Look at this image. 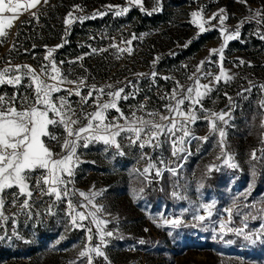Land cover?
Wrapping results in <instances>:
<instances>
[{
  "label": "rangeland",
  "instance_id": "374dc122",
  "mask_svg": "<svg viewBox=\"0 0 264 264\" xmlns=\"http://www.w3.org/2000/svg\"><path fill=\"white\" fill-rule=\"evenodd\" d=\"M20 2L24 4L27 0ZM77 5L79 9L74 7ZM155 6L156 0H142L140 6L130 5L129 0H49L36 9L21 10L18 19L6 28L7 36L0 38V71L9 66L29 65L39 74L41 66L49 63L45 60L48 50L63 44L53 52V58L69 80L86 77L88 85L99 88L111 84L114 89L124 87L125 93L134 90L132 86L126 87L127 81H132L139 91L134 97L120 100L118 105L125 117L130 118L133 111L145 120L150 119L148 112L169 116L165 108L169 100L161 97L171 94L175 81L185 88L192 85L193 81L188 77L196 72L202 60L205 61L202 71L210 70L217 75L221 72L219 57L210 55V50L223 45V36L214 27L200 33L198 26L192 23L191 13L203 9V21L208 29L218 25V20L207 23L208 17L224 8L228 16L224 26L229 31L249 18L240 27V37L229 41L224 49L222 68L232 79L227 82L222 79L215 84L213 91L202 101L203 109L197 108L201 118L191 126V131L198 137L208 136L207 142L193 140L191 155L186 160L173 157L168 143L159 149H140L128 146L121 137L118 140L125 153L122 156L116 154L115 148L105 150L102 143L90 144L88 148L78 150L82 162L75 172L74 188L85 193L102 191L93 203L104 206V212L98 215L111 221L105 230L116 234L103 249L110 264H264V237L253 245L228 232L227 228L220 231L223 223L231 228L244 227L245 215H258V209L264 207L261 203L264 202V158L251 159L253 150L260 157V150L264 149V87H261L264 85V40L257 34H264V21L250 19L255 11L264 12V0H247V4L240 0H162V11L148 15ZM124 7L129 8L124 16L114 15ZM70 11L74 17H91L98 11L107 14L66 26L64 21ZM31 12H36L39 19L33 18ZM133 34L136 39L132 38ZM128 40L131 44L125 43ZM13 45L16 46L14 49ZM110 45L132 51L118 52L117 47ZM92 49L98 51L93 53ZM80 57L82 59L78 60ZM157 57L159 59L153 65ZM241 59L246 63L241 65ZM60 61L64 63L61 65ZM153 71L157 73L155 79L151 77ZM138 73L146 75L138 77ZM165 76L171 79H163ZM41 78L47 80L46 76ZM27 83L25 78L22 85ZM200 83L206 84L208 80L201 78ZM62 87L74 86L65 84ZM19 91L26 94L29 101L33 100L31 89L22 86ZM87 91L88 88H82L81 94L86 95ZM13 92L11 85L0 86V93L11 96ZM57 96H67V93H54L53 99ZM69 99L79 113L80 98L72 95ZM108 99L106 95L101 96L100 102ZM141 104L145 107L141 108ZM230 107L232 119L224 128L227 133L225 145L239 164L238 169L224 166L217 160L221 153L219 138L211 134L204 118L208 111L220 113ZM17 108H20L19 104ZM181 108L187 111L188 102ZM83 110L94 112L93 100L90 99ZM118 116L114 109L107 113L108 120ZM156 122H161L159 116ZM86 123L81 119L76 127ZM49 131H54L63 141L65 133L61 127L49 126ZM43 139L54 153L61 152L59 142L47 137ZM145 154L148 158H143ZM161 160L164 163H160ZM150 162L163 170L161 176L155 175V169H150L147 177L140 175ZM213 164L220 166L219 171L208 173V166ZM169 168H176L177 173L173 175L167 170ZM250 185L254 190L245 199L240 194L249 190ZM173 192L179 197H174ZM135 193H139V198ZM83 200L78 194L73 197L78 209ZM50 203L49 197L36 199L31 219L23 214L16 216L15 223L11 219L3 223L0 233L7 231L12 235L15 228L23 239L12 236L10 240L0 241V264H72L74 261L85 264L77 258L88 243L86 231L70 226L66 202L53 208L55 215H48L45 209ZM204 204H214L211 216L202 208ZM226 209H232L231 215ZM18 211V204L5 206V215L12 216ZM196 215H204L206 219L196 221L193 219ZM158 217L179 218L182 223L177 228L171 225L158 227L161 222ZM262 224L264 219L249 218L245 231H259ZM90 226L93 228L91 245H95L98 243L96 228L94 224ZM140 239L146 243L139 244ZM18 251L20 253L16 255ZM93 264L106 262L102 257L94 256Z\"/></svg>",
  "mask_w": 264,
  "mask_h": 264
},
{
  "label": "snow or ice",
  "instance_id": "6c2138e0",
  "mask_svg": "<svg viewBox=\"0 0 264 264\" xmlns=\"http://www.w3.org/2000/svg\"><path fill=\"white\" fill-rule=\"evenodd\" d=\"M247 4V0H240ZM49 3V0H27L22 4L20 0H0V38L7 36L6 28H10L13 22L18 19L21 14V10L27 12L31 9H36L41 4ZM129 4L132 6L142 5V0H129ZM79 9V5L74 6ZM109 9L112 6H108ZM141 10L143 8L141 7ZM129 11V8L124 7L118 11H115V16H124ZM162 11V0H156V6L152 11L147 12L148 15H152L154 12ZM251 11V9H250ZM203 9L199 11H193L191 16L193 17L192 23L197 25L200 33H205L211 28L218 30L223 36V45L219 48H213L210 50V55L215 54L219 57L221 63L220 74H214L210 70L202 71L205 61H200L196 67V72L188 77L193 81V84L185 88L179 81H175V87L172 89L170 95L161 97L162 99L169 100V103L165 105V108L169 112V116H160L158 112H148L147 115L150 119L145 120L143 117H137L135 111L132 112L131 117H125L124 113L118 107L120 100H127L134 97L139 89H135L132 85V81H127L126 87L132 86L134 90L132 92L125 93V88L120 87L114 89L111 84L97 87L96 85H88L86 77H78L76 80H69L60 69L57 67L55 59L53 58V52L63 44L57 45L54 48L48 50L45 60H48L47 65H42L40 73L38 74L35 69L29 65H15L6 67L0 71V86L11 85L14 88V92L11 96L6 93H0V228L3 223L8 220L16 222L15 218L20 213H23L28 219H31L34 212V204L36 199H43L44 197L51 198V203L48 204L45 212L48 215H55L53 208L57 207L60 202H66V215L69 220V224L73 229H83L86 231V240L88 243L78 253V260L85 262V264H93V257H102L106 264H110L108 257L103 249H105L110 243V238L116 234L111 230H105V226L111 223L108 219H101L100 213L104 212L103 205L94 204V200L97 196L102 195L101 192L79 191L74 188V179L76 169L82 162L78 150L80 148H88L90 144L102 143L105 145V150L109 148H115L117 155H124V151L118 138H123L127 141L128 146H138L140 149L145 147L159 149L164 143H168L171 146V154L177 159L186 160L188 155H191L190 145L193 140H200L201 142H207L208 136L198 137L191 131V126L201 117L197 115V108L203 109L202 101L207 97L214 88L215 84H218L223 79L225 82L232 79L228 76L223 68L222 62L224 60V49L228 42L238 39L240 37V27L246 22L242 20L240 25L229 31L224 25L228 16L225 14L226 9L221 8L218 12L213 13L207 19V23L210 24L212 20H218V25L205 28V21L202 16ZM7 14V15H5ZM107 12H96L91 17L79 16L74 17L73 12H69L65 18V25H71L74 22H83L86 19H95L96 16H104ZM31 15L35 19H39L36 12H31ZM258 19L264 21V12L255 11L250 19ZM67 32V28H66ZM260 38L264 40V34H260ZM136 39L135 34L132 36ZM2 42V40H0ZM66 42V41H65ZM131 40L125 43L131 44ZM191 41H189V44ZM188 44L185 45L187 47ZM13 49L16 47L12 46ZM35 47V45H33ZM110 47H117L116 45H110ZM25 51H28L25 49ZM97 49H92V52H97ZM99 51H105L100 49ZM118 52L128 51L131 52V48H119ZM175 55V53H172ZM78 60L82 57L77 58ZM159 57L154 59L153 65L158 61ZM76 61H70L75 63ZM64 61H60L62 65ZM241 65L245 64L244 60H240ZM251 63V62H247ZM10 65V62H9ZM186 68L187 65H184ZM46 76L47 80L42 79L41 76ZM138 77L145 76L144 73L136 74ZM157 73L153 71L151 73L152 79H155ZM27 78L28 83L22 85V81ZM165 80L171 79V77H162ZM201 78L207 79L208 83L201 84ZM52 81L49 83L48 81ZM65 84L73 85L72 88L62 87ZM31 89L34 93L32 101L26 94L21 93L19 89L21 87ZM88 88L87 94L82 95V88ZM261 87H264L262 85ZM66 92L67 96H57L53 99L54 93ZM245 91H251V89H245ZM95 93V96H94ZM75 95L80 98V111L73 107L69 97ZM107 96L109 99L106 102L101 103L100 97ZM227 97V93H225ZM231 101V97H227ZM93 100L96 107L94 112H84L83 106L88 103L89 100ZM188 102L189 108L184 111L181 106ZM17 104L20 108H17ZM264 106V104H262ZM141 108L145 107L144 104L140 105ZM116 110L119 113L118 117H114L112 120H108L107 113L109 110ZM208 111V110H204ZM52 113V116H49ZM159 116L161 122H156V117ZM227 117V119H226ZM179 118V119H178ZM207 119L211 134L218 136L221 153L217 156V160L222 161L224 166L238 169L239 164L235 162L234 155L227 151L225 140L227 133L224 128L228 125L229 120L232 119L231 107L228 111H221L215 113L208 111ZM81 119L86 120L87 123L83 126L76 127L80 124ZM121 120L125 122L120 123ZM49 126L61 127L64 130L65 137L61 142L59 137L54 131H49ZM179 133V135H177ZM44 137L50 140L60 143L61 152L54 153L45 142ZM261 156L256 155V150L251 153L252 160H260L264 158V149H261ZM143 158H148L147 155ZM160 163H164L163 160ZM219 165H209L207 172L211 173L213 170L219 171ZM150 169H155V175L157 177L162 175L163 170L156 168L151 162L149 166L143 170L140 175L147 177ZM173 175L177 173L176 168L167 169ZM39 172V175L35 173ZM252 175L255 177L256 170L253 166ZM16 191H11L12 189ZM254 190L250 185L249 190L241 193L240 195L247 199L251 195V191ZM143 189H140L142 192ZM83 197L84 200L80 202L79 209L73 203V197ZM139 198V193H135ZM174 197H179V194L173 192ZM21 197L23 200L21 201ZM264 204V202H261ZM10 204L11 206L19 205V211L12 216L5 215V206ZM247 207V205H245ZM214 204H204L202 208L207 210V215H212V208ZM235 207V205H234ZM84 209V210H80ZM91 209V211H88ZM231 215L232 209H226ZM39 215V213H36ZM264 219V207L258 209V215H252L249 213L244 217V227L231 228L227 227V223H223L220 226V231L224 232L227 228L228 232H233L237 236H241L248 243L255 245L261 242L264 237V224L261 225L259 231H245L247 228L248 219ZM157 224L158 227L171 225L173 228H177L181 225L182 220L179 218L163 219ZM196 221H204L206 216L196 215L193 217ZM88 221L87 224L84 222ZM95 225V236L98 243L91 245L93 240V228L90 225ZM147 231V229H145ZM15 236L18 239H23L15 228L12 229V235H9L7 231L0 233V241L6 239H12ZM123 239V237H118ZM139 244L146 243L145 240L140 239ZM231 243V241L229 242ZM76 264V262H72Z\"/></svg>",
  "mask_w": 264,
  "mask_h": 264
},
{
  "label": "built area",
  "instance_id": "2783aa9c",
  "mask_svg": "<svg viewBox=\"0 0 264 264\" xmlns=\"http://www.w3.org/2000/svg\"><path fill=\"white\" fill-rule=\"evenodd\" d=\"M35 175H39V173H35L34 176H35ZM19 215H20V216H23V213H20Z\"/></svg>",
  "mask_w": 264,
  "mask_h": 264
},
{
  "label": "trees",
  "instance_id": "16d2710c",
  "mask_svg": "<svg viewBox=\"0 0 264 264\" xmlns=\"http://www.w3.org/2000/svg\"><path fill=\"white\" fill-rule=\"evenodd\" d=\"M19 253H20L19 251H18V252H16V255H19Z\"/></svg>",
  "mask_w": 264,
  "mask_h": 264
}]
</instances>
